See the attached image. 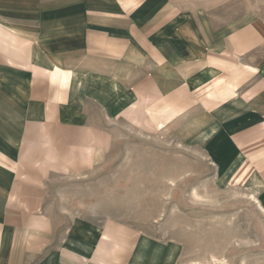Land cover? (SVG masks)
Masks as SVG:
<instances>
[{
  "label": "crops",
  "instance_id": "0c3cea01",
  "mask_svg": "<svg viewBox=\"0 0 264 264\" xmlns=\"http://www.w3.org/2000/svg\"><path fill=\"white\" fill-rule=\"evenodd\" d=\"M211 2L0 0V264H153L138 228L77 212L52 180L83 133L88 68L142 89L161 119L223 115L227 181L264 201V6Z\"/></svg>",
  "mask_w": 264,
  "mask_h": 264
},
{
  "label": "rangeland",
  "instance_id": "374dc122",
  "mask_svg": "<svg viewBox=\"0 0 264 264\" xmlns=\"http://www.w3.org/2000/svg\"><path fill=\"white\" fill-rule=\"evenodd\" d=\"M245 1L250 16L264 6ZM83 76L73 100L83 133L69 147L73 158H59L65 168L51 167L61 171L52 177L56 197L138 228L153 264H264L262 192L227 181L235 146L224 116L161 119L142 89L95 68Z\"/></svg>",
  "mask_w": 264,
  "mask_h": 264
}]
</instances>
